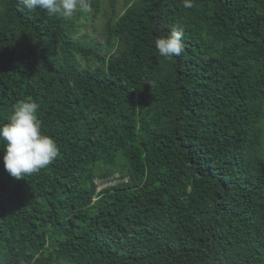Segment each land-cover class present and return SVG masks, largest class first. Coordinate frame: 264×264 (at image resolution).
I'll use <instances>...</instances> for the list:
<instances>
[{
	"label": "trees",
	"instance_id": "trees-1",
	"mask_svg": "<svg viewBox=\"0 0 264 264\" xmlns=\"http://www.w3.org/2000/svg\"><path fill=\"white\" fill-rule=\"evenodd\" d=\"M125 4L103 46L0 0V125L31 97L59 148L17 180L0 141V264H264V0Z\"/></svg>",
	"mask_w": 264,
	"mask_h": 264
},
{
	"label": "clouds",
	"instance_id": "clouds-1",
	"mask_svg": "<svg viewBox=\"0 0 264 264\" xmlns=\"http://www.w3.org/2000/svg\"><path fill=\"white\" fill-rule=\"evenodd\" d=\"M183 2L188 9L194 6L195 0ZM19 3L29 11L40 9L50 17L59 14L65 19H70L77 10L85 13L92 10L91 0H19ZM183 36L181 29H174L167 36L156 39L155 47L163 57L180 56L184 51ZM39 107L31 97L20 100L13 106L8 122L0 125V141L4 142V168L17 180L38 173L59 155L54 138L42 131ZM100 191L96 190L95 195Z\"/></svg>",
	"mask_w": 264,
	"mask_h": 264
},
{
	"label": "rangeland",
	"instance_id": "rangeland-1",
	"mask_svg": "<svg viewBox=\"0 0 264 264\" xmlns=\"http://www.w3.org/2000/svg\"><path fill=\"white\" fill-rule=\"evenodd\" d=\"M125 3L126 0H117L115 7L111 8L108 0H97V11L94 8L87 13L77 10L70 21L78 34H85L104 46L106 44L105 23L121 14L126 7ZM261 126L263 129L261 153L264 156V118Z\"/></svg>",
	"mask_w": 264,
	"mask_h": 264
},
{
	"label": "built area",
	"instance_id": "built-area-1",
	"mask_svg": "<svg viewBox=\"0 0 264 264\" xmlns=\"http://www.w3.org/2000/svg\"><path fill=\"white\" fill-rule=\"evenodd\" d=\"M122 181H127V178L126 177H124L123 179L120 178L119 173L117 172L113 173L112 175L106 178L96 177L94 179V183L96 185L97 191H100L107 187L116 186L118 183H121Z\"/></svg>",
	"mask_w": 264,
	"mask_h": 264
}]
</instances>
